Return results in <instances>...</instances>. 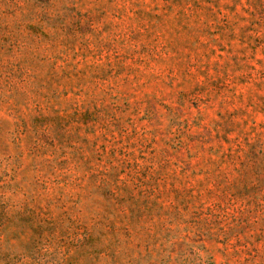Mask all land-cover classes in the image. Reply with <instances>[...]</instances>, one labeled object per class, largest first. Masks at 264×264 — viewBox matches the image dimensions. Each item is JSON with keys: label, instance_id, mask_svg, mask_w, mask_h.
<instances>
[{"label": "rangeland", "instance_id": "1", "mask_svg": "<svg viewBox=\"0 0 264 264\" xmlns=\"http://www.w3.org/2000/svg\"><path fill=\"white\" fill-rule=\"evenodd\" d=\"M0 264H264V0H0Z\"/></svg>", "mask_w": 264, "mask_h": 264}]
</instances>
